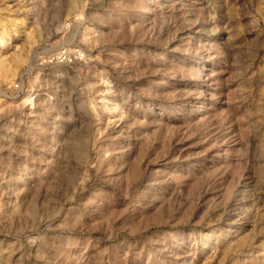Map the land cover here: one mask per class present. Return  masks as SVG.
I'll use <instances>...</instances> for the list:
<instances>
[{
	"label": "rangeland",
	"instance_id": "rangeland-1",
	"mask_svg": "<svg viewBox=\"0 0 264 264\" xmlns=\"http://www.w3.org/2000/svg\"><path fill=\"white\" fill-rule=\"evenodd\" d=\"M0 32V264H264V0H0Z\"/></svg>",
	"mask_w": 264,
	"mask_h": 264
},
{
	"label": "bare ground",
	"instance_id": "bare-ground-1",
	"mask_svg": "<svg viewBox=\"0 0 264 264\" xmlns=\"http://www.w3.org/2000/svg\"><path fill=\"white\" fill-rule=\"evenodd\" d=\"M9 45H10V43L7 40V38L5 37V35L0 32V49H4L5 50L7 47H9ZM9 65H10L9 62L7 63L4 60L0 61V75H1L2 71H8V69L10 67ZM28 97H25V98H27L26 101L27 102H32L31 101L32 100L31 97L30 98H28Z\"/></svg>",
	"mask_w": 264,
	"mask_h": 264
},
{
	"label": "built area",
	"instance_id": "built-area-1",
	"mask_svg": "<svg viewBox=\"0 0 264 264\" xmlns=\"http://www.w3.org/2000/svg\"><path fill=\"white\" fill-rule=\"evenodd\" d=\"M78 55H79V52H77L74 57H76ZM66 57H67L66 51L65 50H62V51L57 52L54 56H52L50 58L49 62H56V61L64 62V59Z\"/></svg>",
	"mask_w": 264,
	"mask_h": 264
}]
</instances>
